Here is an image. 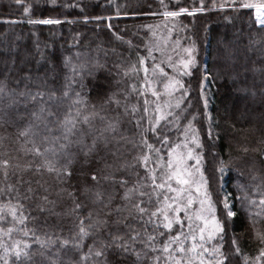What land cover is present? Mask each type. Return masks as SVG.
<instances>
[{
  "label": "trees",
  "instance_id": "trees-1",
  "mask_svg": "<svg viewBox=\"0 0 264 264\" xmlns=\"http://www.w3.org/2000/svg\"><path fill=\"white\" fill-rule=\"evenodd\" d=\"M34 1L36 0H26L17 4L16 0H0V80L7 76L10 88H15L17 92L23 91L25 81L22 80V74L30 69L33 73L30 87L33 91L36 90L37 85H40L42 90H57L59 95L67 71L63 69L62 63L65 57L71 56L75 59V53L80 52L87 54L81 56L82 60L99 59L105 68L97 71L92 77H86L84 81L87 85L85 92L91 89L88 92L89 103H98V93L102 95L114 91V81L120 80L119 87L128 93L126 98L121 96V107L118 109L122 114V132L137 145L136 148L129 146L131 150L126 153V158L130 163H135L133 158L141 152L150 157L147 167L139 164L126 175L130 181L129 187L138 179L135 173H139V177H145L149 174V169L156 170L157 183L161 182V175L167 172L168 147L179 138L184 124L191 121L199 138L200 145L196 149L204 164L207 191L214 201L215 213L222 223L226 221L225 195L230 202L229 209L236 213L234 217L227 218L223 240L217 236L212 242L210 241V246L223 245L222 250L229 255L228 264H244L245 257L254 260L259 248L264 247L255 238L256 232H264V218L256 216V213L261 211L258 207L259 200L264 197V155L254 151L255 149L264 151V142H262L264 141V40H261L264 29L256 24L252 10L246 8L214 10L197 15L193 21L185 19L193 29L198 25L201 32L200 47H197L195 64L190 69L191 74L179 76L186 89V92L179 90L183 95L179 100L181 101L179 108H174L176 111L170 121L164 119L157 124L153 122L151 103L144 91L145 72L143 71L145 67L150 70L154 58L146 57L144 64L139 63L140 58H143L146 44L145 29L143 30L137 22L142 24L148 17H115L114 15L121 13L129 14L127 0H115L114 3L83 1L72 5L48 0L37 3ZM25 7H30L28 13L24 12ZM139 11L142 9L136 7L130 12ZM101 16L114 17L109 20L96 19ZM30 18H54L60 23H29L26 20ZM11 19L16 21L13 22ZM234 32L237 33L238 39L231 43ZM16 37L18 39H15ZM218 41L225 46L231 60H223L224 48ZM27 54H31V59L28 61L25 60ZM155 55L153 53V56ZM42 56L46 59H42ZM53 64L56 65L55 72L52 71ZM117 65L120 67H116ZM133 65L136 71H129L127 77L123 76V72L131 69ZM228 66L231 70L228 76H224L222 72L226 71ZM251 67L255 69V74L252 73ZM37 70L41 77L46 70L48 71L46 86L42 79H36ZM117 73L120 75L118 76ZM18 79L21 81L19 85L15 83ZM133 85L135 91H132ZM237 89L243 90L244 95L235 93ZM76 91H80L78 86ZM18 100L19 102L12 109L13 121L9 124L0 121L2 125L0 137L4 138L0 140V160L9 159L12 165L27 162L42 163L41 158L33 159L32 156H25L22 151L26 147L24 138H17L19 132L29 122L30 113L36 111L39 105L25 103L23 97H19ZM203 100L207 101L206 110L209 116L204 112ZM145 101L148 103L145 104ZM70 104L71 100H63L60 103L61 117ZM133 106L137 109L134 113L131 111ZM112 107L115 108V105ZM125 107L128 108L126 114ZM145 108L147 111H144ZM109 114L114 116L116 112L110 109ZM137 121L140 127L136 126ZM153 127L157 129L156 132L151 130ZM142 133L147 142L154 146L153 150H149L141 143ZM165 136H167L166 141ZM244 148L249 149L247 154L243 152ZM155 149H159V153ZM102 167L103 162L96 158H92L90 166L83 159H78L74 162L72 179L63 185H56L52 176L47 173L43 175L35 173L34 169L23 173V179L31 180L34 189L38 188L36 184L38 180L42 184L46 181L45 187L48 184L54 185L49 199H56V190L59 187L67 188L68 191H73L74 188L82 191L86 184L91 185L92 181L87 174L90 170ZM221 168H224L223 172L220 171ZM12 172L13 169L10 168L9 178L5 181L3 170L0 169V188H5L7 183H16L20 173L12 175ZM140 183L150 185L151 182L141 180ZM101 186L108 187L103 181ZM26 187V184L20 186L21 193ZM143 190L151 192V187H145ZM38 191L39 194H43V189ZM79 191L78 202L86 205L79 214L86 216L88 211L98 206L92 205L89 199L79 195ZM157 191L160 193V201L154 196L152 203L147 205L150 211H154L156 207H163V196L170 195L167 188ZM9 199L7 194L0 195V203H5ZM16 199L13 193L12 202L15 203ZM19 199L24 204V214L28 216V220L26 226H16L11 239L0 234V242L4 245L11 247L17 240L33 243L32 232L26 237L18 230L19 228L34 230L35 236L41 239L46 235L66 238L70 230H74L75 215L63 214L73 207L71 199L66 196L62 206L55 209L61 215L38 211L36 207L39 203L38 197L30 200H24L22 197ZM147 219L148 217L145 216L144 221ZM10 221V217L8 222L0 221V227L12 226ZM133 226L140 230L142 225L133 221ZM190 226L193 228L191 224L182 227L180 224H174L170 235L182 232L181 239L184 240L185 246L191 247L192 240L189 238L193 234L196 235L197 228L190 230ZM148 230H153L151 225L148 226ZM160 230L168 231L163 228ZM185 237L187 239H184ZM233 238L238 241L242 250L239 254L235 253ZM91 243L92 239L85 240V251H87L86 246ZM49 251L54 252L55 248ZM3 255L4 248L0 247V256ZM205 257L207 258V255ZM132 260L133 257H129V264ZM0 264H3V260H0ZM249 264H252V260Z\"/></svg>",
  "mask_w": 264,
  "mask_h": 264
},
{
  "label": "snow or ice",
  "instance_id": "snow-or-ice-1",
  "mask_svg": "<svg viewBox=\"0 0 264 264\" xmlns=\"http://www.w3.org/2000/svg\"><path fill=\"white\" fill-rule=\"evenodd\" d=\"M161 2L163 3V0ZM235 2L236 0H233V3ZM16 3L20 4L21 0H16ZM200 5L199 8H194L191 13L187 8H180L178 11H166L164 15L173 18L182 13L194 15L195 12L204 11L203 0H200ZM239 7L255 9L256 23L261 29H264V0H258L256 3L240 2ZM29 10L30 7L24 8L25 13H28ZM29 23L59 24L60 21L44 19L29 21ZM261 40H264V36H261ZM185 51L188 58L180 61L181 70L184 75H190V68L195 64L193 55L195 45L193 44ZM86 55V53L77 52L75 59L71 56L64 58L63 69L67 71L64 75L65 82L59 89V95H57V90L48 89L45 91L40 85H37L36 90L33 91L30 87L33 82V73L30 69L22 74V80L25 81L23 91L17 92L15 88H10L7 76L0 80V121L3 124L13 121L12 109L19 102V97L25 98V103L39 105L36 111L30 113L29 122L19 132L17 138H24L26 147L22 151L25 156L42 159V163L39 164L27 162L16 165H12L9 159L0 160V169L3 170L5 181L9 178L10 168L13 169L12 175L20 173L16 183H7L5 188H0V195L7 194L10 197L7 202L0 203V221L8 222L10 217L12 225L7 228L0 227V234L11 239L17 225L26 226L28 216L24 214V204L20 202L19 197L24 200L38 197L39 203L36 206L38 211L61 215L55 209L62 206V201L66 196L71 199L73 207L67 209L63 214L75 215L74 230H70V234L66 238L46 235L44 239H41L39 236H35L34 230L26 229V227L19 228L18 230L23 232L26 237L29 232H32L33 243L17 240L11 247H8L0 242V247L4 248V255L0 256V260H3V264H129V257H133L131 264H228L229 255L222 250L223 245L217 244L209 249L205 247V242L206 239L213 240L217 236L223 240L227 218L234 217L236 213L229 209L227 198H225L226 221L222 223L217 219L214 215L215 208L207 192V180L198 167L195 170L199 173L200 179L196 181L192 178V173L183 167L184 158L182 155L177 154L175 162L171 159L175 151L173 149L169 152L168 171L161 175L160 183H157L156 170L149 169V174H146L145 177H139V173H135L138 179L129 187L130 181L126 175L139 164L147 167L150 157L141 152L133 158L135 163H130L126 158V153L131 150L129 146L136 148L137 145L122 132V114L118 109L121 107V96L126 98L128 93L119 87L120 80L114 81V91L102 95L98 93V103H89L88 92L91 89L85 92L87 87L84 83L85 78L94 76L97 71L104 69L105 65L100 63L99 59L86 58L82 60L81 56ZM42 59H46V57L42 56ZM37 63L39 64V61ZM139 63L144 64V58H140ZM13 64H15V60H13ZM157 67L159 66L157 65ZM52 71H56L55 64L52 65ZM129 71H136L135 65L131 69H126L123 76L127 77ZM143 71L147 75L148 68L145 67ZM160 71L162 72L163 69ZM117 75L119 76L120 73ZM36 79H42L46 86L48 71L46 70L41 77L37 70ZM20 82V79L15 81L17 85ZM77 86L80 91H76ZM165 87L170 90L169 95L177 88L186 92L180 80H170ZM135 90L133 85L132 91ZM153 95L158 94L153 92ZM73 97L75 98L73 99ZM63 100H71V104L61 117L60 103ZM147 103L145 101V104ZM180 103L181 101H177L176 107H179ZM113 105L115 108L112 107ZM205 106H207V101H205ZM110 109L116 112V115H110ZM136 110L135 106L131 109L133 113ZM144 111H147V108ZM156 111L160 113L156 117V123L159 124L161 120L166 119V115L159 106ZM124 113H128L127 107L124 108ZM136 126L140 127L139 121ZM151 130L157 131L155 127ZM141 137V143L149 150H153L154 146L147 142L143 133ZM2 139L4 138L0 137V140ZM164 140H167V136L164 137ZM193 142L199 146L197 136H193ZM18 151L20 150L18 149ZM155 151L159 153L160 150L155 149ZM254 151L264 155V151L261 149ZM243 152L247 154L249 149L244 148ZM188 157H192L191 149L188 151ZM92 158L103 162L102 168L90 170L87 174L92 184H86L82 191L75 188L73 191H68L67 188L59 187L56 190V199H49L54 185L48 184L45 187L47 182L42 184L38 180L36 181L38 188L34 189L31 180L23 179V173L34 169L35 173L41 175L47 173L52 176L56 185H63L72 179L76 160L83 159L90 166ZM195 158L199 165L201 157ZM220 171L223 172L224 168H221ZM141 180H150L151 183L150 185L141 184ZM173 180L178 185L185 187L173 188L171 184ZM101 181L105 182L108 187H102ZM25 184L27 187L21 193L20 186ZM193 184L196 185L197 193L200 192L201 186L205 188L204 199L200 200L201 211L213 215L211 221L203 215H198V218L204 223V227L199 229L200 242H196L197 237L193 234L191 247H186L184 240L181 239L182 232H178L176 235H170V232L173 230L174 224H180L178 214L181 208L183 207L187 211L188 206L193 203L190 193L187 202L182 203L183 194ZM145 187H151V192L144 191ZM165 188L176 195L174 197L164 195L163 207H156L154 211H150L147 205L152 203L153 197L155 196L156 200L160 201V193L157 189ZM38 189H43V194H39ZM78 191L79 195L89 199L92 205L98 206L88 211L86 216L79 214L86 205L78 202ZM13 193L17 197L15 203L11 200ZM170 199L171 203H169ZM205 205H207L206 208ZM258 207L261 211H258L256 216L264 218V197L259 200ZM169 209L177 215L170 216ZM145 216L148 217L147 221H144ZM133 221L141 223L140 230L133 226ZM255 222L253 221V223ZM149 225L152 226V231L148 230ZM161 228L168 231H161ZM255 238L264 245V232H256ZM86 239H92V243L86 246L87 251L84 250ZM232 244L235 246V253H241L242 250L235 238H233ZM53 248L55 251L50 252L49 250ZM205 253L208 254V258L205 257ZM65 257H67L66 260ZM250 260H252V264H264V247L259 248L258 255L254 260L245 257L244 264H249Z\"/></svg>",
  "mask_w": 264,
  "mask_h": 264
},
{
  "label": "rangeland",
  "instance_id": "rangeland-1",
  "mask_svg": "<svg viewBox=\"0 0 264 264\" xmlns=\"http://www.w3.org/2000/svg\"><path fill=\"white\" fill-rule=\"evenodd\" d=\"M8 1H13V0H8ZM21 1L26 2V0H21ZM39 1L43 2V0H36L34 1V3H37ZM48 1L63 3V4H71V5L81 3L83 1L84 2L101 1L104 3H114L115 2V0H48ZM128 1H129V14L121 13V14H117L114 16L115 17L116 16L117 17H123V16L124 17L125 16L148 17L146 20H144L142 24H140V22H137V23L143 30L145 29L144 34H145V44H146L145 46L146 47L144 48L142 56L143 58H146V57L154 58V61H153L154 64L150 68V70L148 69V73L147 75L145 74V79H144V91H145V94L148 95V100L151 103V111H152L154 123H156V117L160 115V113L156 111L157 106H159L161 111L166 115V120L168 121H170L171 116L175 114L176 110L174 108L176 107L177 101H179L181 96H183L181 95L179 91L181 89L177 88L175 91H171V95H169L170 90L167 89L165 85H167L170 82V80H179V76L183 74L181 70L182 65L180 64V61L182 59L188 58V54L185 51V49L192 47L194 44L195 51L193 55L195 57L197 54V47H200L201 32H199L198 25L195 26V28L193 29L191 28V24L187 23L185 19L188 18L193 21L194 18L197 17V15L199 16L206 12H210L214 10H226V9L240 8L239 7L240 2H252V3L258 2V0H236L235 3H233V0H203L204 11L195 12L194 15H189L188 13H182L178 17L173 18V17L165 16L164 13L166 11H178L180 8H187L189 10V13H191L194 8H199L201 6L200 0H163V3L161 2V0H127V2ZM221 5H223V7H221ZM136 7L141 8L142 11H139L138 13L136 12L131 13L130 12L131 9L136 8ZM251 10H252L253 18L255 20V9H251ZM114 16H105V17L101 16L96 19L105 18L106 20H109L111 17H114ZM44 19L54 20V18H42V19L30 18V19H27L26 21L29 22V21H38V20H44ZM72 19L75 20V18H72ZM92 19H95V18H92ZM11 20L13 22L16 21V19H11ZM7 30H9V28ZM191 30L194 31L193 34ZM15 39H18V38L16 37ZM237 39H238L237 33L234 32V34H232V38L230 42L234 43ZM218 43L221 44L220 41H218ZM221 45L224 48L223 60H227V61L231 60L229 57V53L227 52V49H225V46L223 44ZM153 53H155L156 55L153 56ZM29 59H31V54L25 55V60L28 61ZM157 65L159 67H157ZM160 69H163V71L161 72ZM230 70H231V67L228 66L227 70L222 72L223 75L228 76ZM251 71L252 73L255 74V69L253 67H251ZM229 79H233V78L229 77ZM153 92L157 93L158 95H153ZM235 93H241L242 95H244V91L240 89L235 90ZM202 105H203V109L205 110L204 112L207 115L208 113L206 110L204 100L202 101ZM229 109L231 108L229 107ZM181 131L182 132L180 133L179 138L175 140V142L172 143L168 147L167 163L170 159L169 152L174 149L175 151L171 159L175 162L176 155L177 154L182 155L184 158L183 167H186L188 171L192 173V178L194 180L199 181L200 179L199 173L196 172L195 169L198 167L200 171L203 172L204 164H202L201 162L202 159H201L200 164L197 165L196 158H195L199 156L197 149H196L198 145L193 142V136H196L195 127H193V123L191 121H187L184 124ZM189 149H191L192 151L191 158L188 157ZM203 175H204V172H203ZM171 184L173 188L185 187V186L178 185L175 180H173ZM204 191H205V188L201 186L200 192L197 193L196 185L193 184L191 188L183 194V200H182V203H186L189 193H190L193 203L188 206L187 211H185L182 207L181 211L178 214L180 218V225L187 226L188 224H191L193 228H197V231H196L197 232L196 233L197 243L200 242L199 241V229L204 227V223L201 219L198 218V215L205 216L209 221H211L212 215H213L212 213L201 211L200 200L204 199V196H203ZM175 195L176 193L170 192L169 197H174ZM208 195L210 196L209 192H208ZM210 198H211L212 205L215 208L214 201L211 196ZM225 198H227L228 206L230 208V202L228 201L227 195L224 196V200ZM169 203H171V199L169 200ZM173 207H175V205H173ZM206 207L207 205H205V208ZM169 210H170L169 211L170 216L177 215L176 213H173L171 209ZM214 215L217 217L216 213H214ZM189 217H191V220H189ZM218 218L219 217H217V219ZM190 228H191L190 230H193L191 226ZM189 239L191 240V237ZM210 241L212 242V240L206 239V242H205V247L209 249L212 248L210 246ZM205 255H207V258H208V254L205 253Z\"/></svg>",
  "mask_w": 264,
  "mask_h": 264
}]
</instances>
